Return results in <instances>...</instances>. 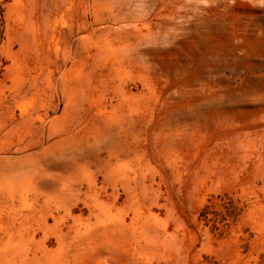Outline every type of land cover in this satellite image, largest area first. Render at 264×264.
<instances>
[{"label": "rangeland", "instance_id": "374dc122", "mask_svg": "<svg viewBox=\"0 0 264 264\" xmlns=\"http://www.w3.org/2000/svg\"><path fill=\"white\" fill-rule=\"evenodd\" d=\"M0 264H264V0H0Z\"/></svg>", "mask_w": 264, "mask_h": 264}]
</instances>
